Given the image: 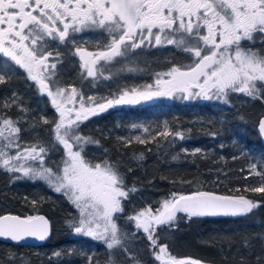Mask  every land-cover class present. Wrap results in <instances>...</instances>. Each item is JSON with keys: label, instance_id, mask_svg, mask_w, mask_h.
Returning a JSON list of instances; mask_svg holds the SVG:
<instances>
[{"label": "snow or ice", "instance_id": "obj_1", "mask_svg": "<svg viewBox=\"0 0 264 264\" xmlns=\"http://www.w3.org/2000/svg\"><path fill=\"white\" fill-rule=\"evenodd\" d=\"M10 9L17 11H9ZM193 17L197 21L195 24ZM69 18L70 22L64 23L63 29L51 27L49 24L50 21L54 22L57 19L63 23ZM199 22L207 27V36L199 35L201 27ZM2 24H7V28H0V52L24 68L29 78L39 82L41 91H46L52 98L53 105L60 113V119L53 129L54 138L63 145L68 160L63 162L62 174L54 173L52 169L43 165L42 154L46 155L47 149L37 145L26 149L23 154L14 156L0 151V166L7 171H21L32 179L45 180L56 192L63 191L80 210L81 218L78 224L70 226L77 234L103 241L109 250L120 247L127 251L123 244L127 235L121 234L113 217L114 214L124 211L121 198L127 199L129 193L136 189L125 188L123 176L114 164L108 160L96 164L86 161L81 155L83 149L73 151V143L70 141H74L78 146L98 143L76 134L75 128L79 126L77 121L86 120L89 115H97L114 104L132 102L126 99L130 93L125 91L118 99L108 100L93 107H82L76 113L75 119L68 118L56 100L63 95L64 90L57 87L53 92L48 84L40 79V72L48 67L46 64L48 56L38 55L35 50H30L24 41L34 32H43L53 40L63 43L69 36V29L76 32L87 25L104 28L109 34L120 33L118 38L115 36L112 38L106 50L95 54L92 61L95 64L97 59L111 61L116 56H124L131 49L141 47L144 39L135 42L133 37L137 35L144 37L145 29L147 37H152L153 29L156 28L159 30L155 34L156 45L175 44L185 52L194 53L198 60L188 71L173 67L170 72L164 74L171 77L169 80L161 81L158 78L157 85L164 83L169 86L167 89L153 90L149 85L143 92L137 93L133 90L131 95L151 99L153 96L171 95L174 91L188 92L191 87H199V93L189 92V95H202L205 99H211L209 93L215 89L213 94L217 98L223 95L227 102L228 90L242 92L255 99L258 98L259 92L256 82L264 86V55L252 49H243L240 45L241 40H252L253 33H264V0H0V25ZM25 29L28 30L27 33ZM166 29L169 30V34L162 40L161 34L165 33ZM181 32L187 33L188 37L198 36L205 45L212 47V51L201 55L203 49L191 45L186 36L180 35ZM217 35L220 37L219 42L216 40ZM42 38L37 35V39ZM126 41L133 42L126 44ZM31 43L35 46L36 39ZM18 49L20 51H17ZM55 67V64L51 65V68ZM7 69L8 66L5 64L0 71ZM87 75H94L92 68H88ZM201 77H204L203 83H200ZM2 83H5V76L0 74V84ZM72 92L75 94L76 90L73 89ZM7 106L9 105L5 103V107ZM44 122L47 123V120ZM16 123L8 118L0 120L2 125L0 137L5 139L11 137L10 144L18 138L21 131L16 127ZM259 130L264 133V121H261ZM5 132H8L7 137ZM162 134L170 133L165 131ZM181 138L183 139V136ZM136 139L144 142L139 137ZM28 158L38 160L40 167H25L23 164L12 163L13 160ZM139 158L143 159V156ZM251 171L264 177V173L256 171V165H251ZM252 191L264 193V184L253 188ZM256 207H258L256 202L244 197L198 191L192 195H181L171 201H165L164 210L154 216L145 210L128 219L136 222L137 229H143L151 242V247L159 248L155 258L161 260V254H167V247L157 244L154 238V225L171 227V222L178 212L186 213L189 217H235L248 214ZM48 232V221L43 216H29L26 219L18 216L0 217V237L19 241L33 236L44 240ZM169 261L171 264H202L199 260L191 258L177 260L170 255L164 264H169Z\"/></svg>", "mask_w": 264, "mask_h": 264}, {"label": "trees", "instance_id": "obj_2", "mask_svg": "<svg viewBox=\"0 0 264 264\" xmlns=\"http://www.w3.org/2000/svg\"><path fill=\"white\" fill-rule=\"evenodd\" d=\"M254 37L248 45L241 43V47L259 49L264 55V38ZM187 60L185 57L181 62H191ZM180 64L183 63L177 66ZM228 96L226 105L224 102L219 104L218 100L199 103L178 98L170 105L162 99L158 110L132 113L135 118L143 117L144 122L139 121V124L134 120L125 128L119 127L118 131L111 129L113 137L128 130L129 139L132 134L141 135L143 143L136 138L128 142L102 139L103 144L97 145L111 153L108 161L119 169L125 188L135 187L136 191L130 195L144 192L159 196L160 203L145 205L144 210L124 201L122 215L128 222L133 221L128 217L141 211L151 212L157 206L162 208V200L171 201L174 197L198 191L245 197L259 203L245 215L207 218L189 217L178 212L171 227L154 225L157 244L166 246L172 257H190L208 264H264V193L252 191L263 184L264 177L245 176L251 164L264 173V145L257 131L258 122L264 116V103L256 99L239 105L235 97ZM16 100L21 109L17 103L13 108L15 113L1 111L0 119L17 121L24 118L22 121L30 124L18 126L21 129L19 138L36 144L49 143L57 121L55 113L48 109L45 123L32 95L28 99L16 97ZM172 105L175 109L170 107ZM25 110L26 113L23 112ZM148 115L158 119H148ZM163 118L169 135L161 133L165 125L161 121ZM96 131L98 134L95 136H98V129ZM85 135L91 138L89 129ZM181 148H199L200 151L183 153ZM243 148L249 152L242 153ZM141 155L143 159L139 158ZM34 181L21 171L0 169V205L8 212L23 216L42 213L51 223L61 220L66 227L61 232L62 236L57 234L61 239L54 241L56 225L53 224L51 239L39 247L0 241V264H157L152 255L155 249L151 247L147 234L140 232L127 234L131 247L127 251L120 248L121 255L112 249L101 251L93 244H89L87 249L88 253H94L92 257H88V253L83 255L82 250L75 246L77 239L72 238V230L68 227L75 220V212L69 202L64 195V199L60 198L62 194L57 199H39L38 194L41 193L37 192L38 184Z\"/></svg>", "mask_w": 264, "mask_h": 264}, {"label": "flooded vegetation", "instance_id": "obj_3", "mask_svg": "<svg viewBox=\"0 0 264 264\" xmlns=\"http://www.w3.org/2000/svg\"><path fill=\"white\" fill-rule=\"evenodd\" d=\"M9 11L17 10L10 9ZM192 19L194 24L197 23L195 17ZM69 22L70 18L66 19L63 23L57 19L54 22L50 21L49 24L51 27L63 29L64 23ZM199 23H201L199 35L207 36V27L204 26L202 22ZM0 28H7V24L0 25ZM27 31L28 30L25 29V33H27ZM158 31V29L154 28V35L152 37H147V30L145 29L144 37L139 35L133 37V41L135 42H139L142 38L144 39V43L141 47L131 49L126 55L116 56L111 61L97 59L95 64L92 63L95 59V54L106 50L112 38L114 36L118 38L120 33L109 34L104 28L87 25L76 32L69 29V36L63 43L58 40H53L43 32H34L29 36L28 40L24 41V44L27 45L30 50H35L38 55L48 56L46 61L47 65H56L54 69H47L42 66L43 70L40 72V79H43L53 92L56 91L57 87L67 92H72V90L75 89V93L79 97H91L95 99L94 103L99 104L108 100L118 99L125 91L131 94L133 90H136L138 93L144 90L148 85L154 86L157 79L159 78L161 80L165 76L164 74L170 72L173 67L181 70H189V68L195 64L198 58L195 57L194 53L185 52L175 44L162 43L156 45L155 34L158 33ZM194 32H196L195 28ZM167 34H169V30L166 29L165 33L161 34L162 40ZM37 35L43 38L37 39ZM180 35L186 36L191 45H196L203 49L201 55L212 51V47L210 45H205L198 36L188 37V34L183 32H181ZM260 37L264 38L263 35H255L254 39ZM33 39H36L35 46L31 43ZM133 41H126V44H130ZM249 43L250 42L246 41L243 42L245 45ZM233 46L235 47V45ZM78 49L80 51H77ZM232 49L234 48L232 47ZM17 51L20 50L18 49ZM49 53H51V55H48ZM177 56H179V59ZM81 57H83V59ZM185 57H187V61L191 62H181L185 60ZM178 63L183 64L177 66ZM5 64L8 66V69L6 71H0V74L5 76V83L0 84V112L15 113L13 108L18 103L16 97L28 99L31 98L32 95L35 99V106L38 107L40 109L39 112L43 114L41 115L43 122L47 120L46 113L48 109H51L52 112L55 113L56 119H58V112L56 111V107L51 103V97L48 96L46 91H41L39 82L29 78L24 68H21L11 60L10 57L0 52V69H3ZM88 68H92L94 72L93 76L87 75ZM34 74H36L35 70ZM181 97L183 96L181 95ZM176 98L177 94L174 93L170 99H165L164 101L169 102L171 105ZM161 100L162 99H158L149 104H136L132 106L121 105L119 107L106 109L103 112H99L97 115H91L86 121H82L79 124L80 131L89 129V136L91 139L98 141V143H94L93 150L89 154L88 159L91 162L110 161L112 156L111 153L109 154L107 150H105L106 148L100 149V146H98L102 143V139L105 141H111L113 139V142L117 140L121 142H128L130 139L135 140L134 136H131L129 139L128 130L118 135L116 134V137H113L114 134L111 129L113 128L115 131H118L119 127L125 128L126 124L129 125L130 123H134V120L139 124V121L144 122L143 117H140V119L138 117L135 118L132 113L145 109H152V111L158 110V104ZM5 103L9 106L5 107ZM21 107L22 106L18 103V108L21 109ZM170 107L175 109V105ZM23 112L26 113V110ZM149 118L153 120L158 119L153 115H148V119ZM23 119L24 118L14 121L17 122L16 127L28 126L30 124L29 122H23ZM161 121L162 124H166L165 118ZM97 129L99 135L95 136L98 134L96 131Z\"/></svg>", "mask_w": 264, "mask_h": 264}, {"label": "rangeland", "instance_id": "obj_4", "mask_svg": "<svg viewBox=\"0 0 264 264\" xmlns=\"http://www.w3.org/2000/svg\"><path fill=\"white\" fill-rule=\"evenodd\" d=\"M206 33L208 35L207 28H206ZM253 35H263L264 36V33L255 32V33H253ZM219 39H220V37H219V35H217L216 36L217 42H219ZM244 41L248 42L250 40H241L240 41V44L243 43ZM232 47L235 49L234 46H232ZM241 48H243V49H252V50L257 51V52L260 53L259 49L252 48L250 46L249 47L244 46V47H241ZM234 49H232L233 50V54H234ZM47 69H51V65L50 64H48ZM181 71H188V70H181ZM169 79H171V77L165 75L161 79V81H166V80H169ZM203 80H204V77H201L200 78V83H203ZM256 83H257L258 88H259L258 98H255L254 99V98L246 95L245 93H242V92H232L231 90H228V95L231 94L233 97H235V100L237 101V102L236 101L235 102H236V104H239V105L246 104V103H251V102H253L256 99L262 100L263 103H264V86H261L260 82H258V81ZM168 87L169 86L166 85V84H164V83H161L159 85H157V83H156L154 86H152V89L155 90L156 88H160L161 90H165ZM146 88L144 90L140 91V92L145 91ZM189 92H191L193 94L199 93L200 92V88L199 87H191V88H189L188 92L174 91V92H172L171 95L153 96L151 99H145V98H143V97H141L139 95L133 96V95H131L132 94L131 93L130 96L127 97L126 99H129L132 102H130V103L114 104L113 106H111V107H109L107 109L114 108V107H119L121 105L122 106H127V105H131L132 106V105H136V104H149V103H153L154 101H156L158 99L159 100L160 99H164V100L165 99H170L171 96L174 93L177 94V98L179 100H181V101H184L185 100V101H188V102L189 101L190 102L196 101V102H199V103H206V102H209V101H216V100H218L219 101V104L221 102H224V105H226V103H225V97L223 95H221L219 98H217V96L213 94L215 92V89H213L212 92L209 93V95L212 96L211 99H205L202 95H189ZM181 95L183 97H181ZM228 95H227V98L229 97ZM50 100H51V103H52V98H50ZM56 100H57V104H59L62 107V109L65 111L66 117L71 118V119H75L76 113L78 111H80L82 107L88 108V107H93V106H95L97 104V103H94V100L95 99H93V98L92 99H89V98H86V97H79L76 93L73 94V92H67V91H64L63 92V95L57 97ZM106 102H104V103H106ZM227 104H228V101H227ZM52 105H53V103H52ZM89 117H91V115H89ZM59 119H60V113L58 112V119H57L56 123L59 121ZM86 120L77 121V124L79 125L82 121H86ZM0 126H2V125H0ZM163 126L164 127H163V130L161 131V133H164L165 131H167V132L170 133V131H169L168 127L166 126V124L163 125ZM73 127H75V125ZM75 131H76V134H78V135H80L82 137H86L87 138V136L85 135V133L86 132L88 133V129H83V130L80 131V126H78V128H75ZM7 136H8V132H5V137H7ZM132 136H134V138L139 137L140 140H142V136L141 135H134V134H132ZM9 139H11V137H9ZM9 139H5L4 137H0V151L5 152L9 156H14V155H17V154H23V153H25V150L26 149H29L32 146H37V145L38 146H44V145H47V146H44L47 149L46 155L45 154H42V156H43V165L45 167H48V168L52 169L54 173L59 172V173L62 174V169L64 167V163L63 162L66 161V160H68V156H67V152L64 149L63 145H60L58 142L55 141L54 131H53V139L49 143L46 142V144H36V143H33V142L29 141V140H24L23 137H20L19 138V136H18L17 139L14 140V142H12L10 144L9 143ZM70 142L73 143V151L79 150L80 148L83 149V151L81 152V155L84 157V159L86 161H88V162H90L92 164L103 163V161H100V162H97V161L96 162H91L88 159L89 154L93 150L94 143L82 144V145H79L78 146V145H76V143L74 141H70ZM48 146H50V148H47ZM181 151L183 153H188V152H193L194 153V152L200 151V149L199 148H194L193 150H187L185 148H181ZM248 152H249V150L247 148H243L242 153H248ZM12 163H15V164H23L25 167H33V168H39L40 167V162L38 160H32L31 158L21 159L19 161L13 160ZM251 165H255V164H251ZM251 165L248 166L247 169H248L249 173L246 174L245 176L256 175V174H254L251 171ZM2 168H4V167L0 166V169H2ZM256 171H257V169H256ZM258 172H260V171H258ZM28 177H30V176H28ZM32 180H35L34 182L36 184H38V186H36L37 188L36 187L35 188L37 189V192H40L41 193V194H38L39 199H40V197L43 198V199L44 198H48V197H53V198H56L57 199V197L60 196L61 194L62 195L60 196V198H62V199L66 198L67 199V201L69 202L70 206L72 207V209L75 212V220L73 222H71L68 227H70V229L72 230V238L73 239H77V242L75 243V246H77L79 249L82 250V252L84 253L83 255H85V253H88L87 252V249H88L89 244H93L94 246L99 247L101 251H104L107 248L103 241L94 240L90 236H85V235H82V234H77L74 231V228L70 226V225L78 224V222H79V220L81 218V216H80V210L75 207V205L69 200L68 196L64 195L63 191L56 192L54 190V188L52 186H50L48 184V182L45 181V180H41V179H37V180L36 179H32ZM263 184H264V182H263ZM160 197H164V196H160ZM245 199H247V198H245ZM121 200H122V206H123L124 201H129L130 202V205L132 207H134V208H140V209H143V210H144L145 205L149 206V205L153 204L154 202L157 203V204L160 203L159 202L160 201L159 196H153L150 193H146L145 194L144 192H139V193L134 194V195H130L129 194V196H128L127 199L121 198ZM165 201H167V200H162V205L164 204ZM257 204L259 205V203H257ZM163 210H164L163 209V206H162V208H160V207L157 206L150 213H151V215L154 216L158 212L163 211ZM5 212H8V211H6L0 205V214H3ZM122 213L123 212L116 213V214H114V217H113L116 220V223L118 225V228L121 231V234H126L127 235L129 232L136 233V235L139 232L146 234L143 231V229H137L136 222L134 220L132 222L131 221L128 222L123 217ZM117 217H119V219H116ZM51 224L52 225L53 224L56 225V227H54L53 237H54V241H57V240L61 239V237L58 238V235L60 234V236H62L61 235V232L66 227L65 226V223L61 222V220H59V221L56 220L54 222L52 221ZM136 235H135V239L137 238ZM128 238H130V236L127 235V239H124L123 240V244L126 247V249H128V248L131 247L130 246L131 243L128 242V240H129ZM160 246H163V245H160ZM99 248H96V249H99ZM154 249L155 250L153 251V254H152L153 255V259H155V261H156L157 264H164V261L167 260V256L170 255L169 252L167 251V254H161L162 255V259L161 260H157L155 258V256L159 252V248H154ZM112 250L116 254L121 255V252L119 253V251H121L120 250V247H114ZM93 254L94 253L89 252L88 253V255H89L88 257H92ZM187 258H190V257L175 258V259L180 260V259H187ZM191 259H194V258H191ZM195 260H197V259H195ZM169 264H171L170 261H169ZM202 264H208V263L202 262Z\"/></svg>", "mask_w": 264, "mask_h": 264}, {"label": "water", "instance_id": "obj_5", "mask_svg": "<svg viewBox=\"0 0 264 264\" xmlns=\"http://www.w3.org/2000/svg\"><path fill=\"white\" fill-rule=\"evenodd\" d=\"M261 121H264V116H262L260 118V120L258 122V125H257V131H258L260 139H261V141H262V143L264 145V133H261L260 130H259V126H260ZM187 195H192V194H187ZM217 195H220V194H217ZM226 196H229V195H226ZM232 197H235V196H232ZM3 216H18L21 219H26L27 217H29V216H23V215H20V214H17V213H12V212H5L3 214H0V217H3ZM32 216L33 217H35V216H43L48 221L49 232H48L47 237L44 240H39L36 237L28 236V237H25L24 239L19 240V241H13L10 238L0 237V241L1 242H5V243H12V244H16V245H21V246H28V247H39V246H42L45 243H47L52 237L51 220L45 214H42V213L37 214V215H32ZM205 217H207V218H221V217H231V216H205Z\"/></svg>", "mask_w": 264, "mask_h": 264}]
</instances>
